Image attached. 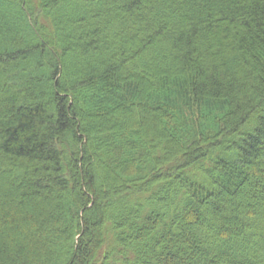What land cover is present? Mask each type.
Masks as SVG:
<instances>
[{
  "label": "trees",
  "instance_id": "16d2710c",
  "mask_svg": "<svg viewBox=\"0 0 264 264\" xmlns=\"http://www.w3.org/2000/svg\"><path fill=\"white\" fill-rule=\"evenodd\" d=\"M0 264H264V0H0Z\"/></svg>",
  "mask_w": 264,
  "mask_h": 264
}]
</instances>
